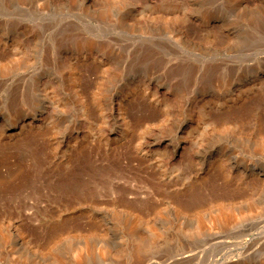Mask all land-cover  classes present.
Returning <instances> with one entry per match:
<instances>
[{
	"label": "rangeland",
	"instance_id": "obj_1",
	"mask_svg": "<svg viewBox=\"0 0 264 264\" xmlns=\"http://www.w3.org/2000/svg\"><path fill=\"white\" fill-rule=\"evenodd\" d=\"M252 80L255 86H249ZM38 86L51 90L49 123L0 139L10 164L31 172L20 187L0 188V218L18 220L29 246L20 249L0 222V264H264V0H0V114L34 111ZM71 86L83 87L90 103L95 93L102 100V114L96 112L89 125L92 134L88 127L78 130L83 139L74 133L83 122ZM20 93L25 102L13 103ZM103 100L114 101V112L122 103L129 111L132 125L125 134L115 136ZM177 101L187 103L184 112H176ZM159 103L190 115L195 133L179 139L176 156L167 147L162 159L172 164L166 174L137 148L172 137ZM62 139L69 146L56 154ZM214 148L221 155L209 163ZM83 149H91L93 163L104 168H94L84 188L96 191L97 176L110 165L121 167L115 181L146 210L142 224L109 205V189H83L106 204L102 222L76 211L90 202L73 200L76 186L64 176ZM203 159L208 162L202 165ZM217 162L228 164L219 168ZM0 171L7 174L5 166ZM198 197L200 207L182 208ZM106 222L103 229L96 225Z\"/></svg>",
	"mask_w": 264,
	"mask_h": 264
},
{
	"label": "bare ground",
	"instance_id": "obj_2",
	"mask_svg": "<svg viewBox=\"0 0 264 264\" xmlns=\"http://www.w3.org/2000/svg\"><path fill=\"white\" fill-rule=\"evenodd\" d=\"M85 41V40H84ZM87 44V43H86ZM82 46V45H81ZM85 46V45H84ZM93 48L95 47L94 45L92 46ZM97 48V47H96ZM84 49V48H83ZM97 50V49H96ZM98 51V50H97ZM86 55H87V53H86ZM95 56V55H94ZM102 56V55H101ZM98 57V56H97ZM94 59V58H93ZM101 60V59H100ZM99 61V60H98ZM255 81V80H254ZM253 80H252V82H250V84H249V86H255V84H257V82H254ZM243 86V85H242ZM248 86V85H247ZM40 86H38V88H39ZM88 87V86H87ZM127 87V86H126ZM134 87V86H133ZM146 87H148V86H146ZM36 88V87H35ZM71 88L73 89V92H74V96L75 97H77V99L79 100V102H80V106H81V108H80V110H81V116H82V122H83V126H79V127H77L78 129H77V131H74V133L76 134V136H79V132H78V130H80L81 128H85L86 127V129H87V127H88V129H89V133H88V135L90 136L91 134H92V128H94V127H92V126H89L90 124H91V120L92 119H94V114L97 112H99L98 113V115L100 114V112H102L101 111V109H100V106H102L101 104H100V102L102 101H100V102H98V100L100 99L99 97V99H96V94L97 93H95V95L93 96V97H91V99H92V103H90V101L88 100V97L87 96H85V95H83L84 93H83V87H81V86H71ZM109 88V87H108ZM121 88V87H120ZM135 88V87H134ZM117 89V88H116ZM21 90H22V88H21ZM53 90V89H52ZM86 90V89H85ZM130 90H132V89H130ZM114 90H112V92H113ZM17 92H19V91H17ZM22 92H23V90H22ZM21 92V93H22ZM41 94H40V93ZM39 92L37 93V94H40L39 95V97L41 96V101H40V104H39V106L37 107V108H35L34 109V111H29L30 109H28V111H24L23 112V110H20L19 108V110L20 111H17V113H15L14 115H7V114H5V113H3V114H0V122H3V124L1 125L2 127H0L3 131H1L2 133H4V134H0V139H2L3 137H5V135H6V133L7 132H9L10 134L11 133H17L18 135H19V133L20 132H22V129L24 128V127H33V126H35V127H41V126H43V128H44V125H46V124H48L49 123V121H50V118H51V109H50V103H51V90H50V88H48L47 86H41L40 88H39ZM117 92V91H116ZM20 93V96L19 97H16V98H13V100H12V102L13 103H15V104H18L19 102H21L22 103V100H24V97L26 98V96H23L22 94ZM54 94H55V92H53ZM61 93V92H60ZM94 93V92H93ZM92 93V94H93ZM154 93V92H153ZM15 94V93H14ZM14 94H13V96H14ZM91 94V93H90ZM109 94V93H108ZM119 94V93H118ZM117 94V95H118ZM122 94V93H121ZM125 94V93H124ZM156 93H154L153 94V97H154V95H155ZM17 95H19V94H17ZM65 95V94H64ZM111 95V94H110ZM116 95V94H115ZM152 95V94H151ZM112 96V95H111ZM121 96V95H120ZM54 97V96H53ZM105 97V96H104ZM113 97V96H112ZM122 97V96H121ZM120 97V98H121ZM115 98V97H114ZM113 98V99H114ZM118 98V97H117ZM123 98V97H122ZM155 98V97H154ZM11 99V98H10ZM27 99V98H26ZM155 99H157V97L155 98ZM39 100V99H38ZM107 101H109L108 99H107ZM106 101V103L104 102V100H103V102H104V104H106V106H108V105H110V107H109V113H108V115L109 116H111V118H109L110 119V121L109 122H113V124L112 125H110V126H113V130H114V132H115V136L117 137V136H120V135H123V134H125L129 129H130V126L132 125L131 123H132V121L130 120V118H129V116L130 115H128V112H126V110L122 107V105L124 106V104L122 103V105L121 106H118L117 108V111H115V112H117V115H114V101L113 102H111L110 101V103L109 102H107ZM115 101H117V100H115ZM119 101V100H118ZM123 101V100H122ZM186 101V100H185ZM184 101V102H185ZM12 102H10V103H12ZM24 102H25V100H24ZM98 102V103H97ZM158 102H159V100H158ZM178 102V101H177ZM183 102V101H182ZM182 102L180 101V102H178L179 104H174V107H175V109H176V112L177 111H179V110H182L183 108H185V106L187 105V103L185 104V103H183V104H185V106L182 104ZM187 102V101H186ZM109 103V104H108ZM157 103V102H156ZM20 104V103H19ZM25 104V103H24ZM160 104H162V103H159V105ZM22 105V104H21ZM51 105H52V103H51ZM100 105V106H99ZM120 105V104H119ZM196 105V104H195ZM8 106V105H7ZM169 106V105H168ZM10 107H11V105H10ZM17 107V106H16ZM21 107V106H20ZM159 107V109L162 111V112H164L163 114V117H165L164 119H163V121L166 123V124H168L169 123V126H170V128L168 129V130H170L171 129V131L173 132V134L171 135L172 137L171 138H169V139H163L162 138V140L161 139H158V138H161V137H156V138H151V140H148V141H145V142H142L141 144H138L139 145V147H137V145L135 146V147H137L138 148V150H139V152L140 151H146L145 153H147L148 155H150L149 156V158H152L153 159V162H156V165H157V167L159 166V170L162 172V174H166L167 173V168L169 169V171H170V169L171 168H169L168 166V164L167 163H171V161L170 160H168V161H163L164 159H162V158H164V156L166 155V151H167V147H170V150H171V152H172V155L173 156H176V154H177V146L179 145V139L180 138H185V137H187V136H189V135H193V130H194V128H193V118L189 115V116H186L187 114H177L176 112H174L173 113V110H175L174 108H173V110H171V109H169V108H167L166 106H164V105H160V106H158ZM183 107V108H182ZM196 107V106H195ZM199 107V106H198ZM15 107L13 106V109H14ZM105 108V107H104ZM127 108V107H126ZM201 108V107H200ZM203 108V107H202ZM201 108V109H202ZM102 109H103V106H102ZM140 109V108H139ZM197 109V108H196ZM199 109V108H198ZM200 109V110H201ZM98 110H100V111H98ZM188 110V109H187ZM204 110V109H203ZM16 111V110H15ZM14 111V112H15ZM183 112H184V110H182ZM181 111V112H182ZM189 111V110H188ZM13 112V113H14ZM182 112V113H183ZM205 112V111H204ZM134 113V112H133ZM178 113H180V112H178ZM102 114V113H101ZM100 114V115H101ZM105 114V113H104ZM175 114H177V115H175ZM97 115V116H98ZM133 117V116H132ZM153 117V116H152ZM100 118V117H99ZM156 118V117H155ZM98 119V118H97ZM111 119H112V121H111ZM195 119V118H194ZM107 120V119H106ZM139 120V119H138ZM155 120V119H154ZM161 120V119H160ZM94 121V120H93ZM104 121V120H103ZM108 121V120H107ZM141 121V120H140ZM95 122V121H94ZM105 122V121H104ZM135 123H136V121H134ZM162 122V121H161ZM135 123H133V124H135ZM143 123V122H142ZM163 123V122H162ZM161 123V124H162ZM103 124V123H102ZM106 124H108V122H106ZM148 124V123H147ZM153 124V123H152ZM157 124V123H156ZM159 124V123H158ZM82 125V124H81ZM96 125V124H95ZM99 125V124H98ZM97 125V126H98ZM100 125H101V123H100ZM109 125V124H108ZM146 125V124H145ZM155 125V124H154ZM160 125V124H159ZM148 126V125H147ZM99 127V126H98ZM138 127V126H137ZM141 127V126H140ZM152 127V126H151ZM154 127H156V126H154ZM168 127V126H167ZM80 128V129H79ZM110 128V127H109ZM139 128V127H138ZM142 128V127H141ZM140 128V129H141ZM164 129V128H163ZM196 129V128H195ZM81 130H83V129H81ZM99 130V129H98ZM101 130V129H100ZM107 130H109L110 131V129H107ZM137 130V129H136ZM160 130V129H159ZM166 130V129H165ZM109 131H107V132H109ZM134 131V130H133ZM196 131H198V130H196ZM100 132V131H99ZM138 132H140V131H138ZM193 132V133H192ZM85 133V132H84ZM97 133V132H96ZM137 133V132H136ZM153 133H155V132H153ZM101 134V133H100ZM195 134V133H194ZM12 135V134H11ZM81 135V134H80ZM102 135V134H101ZM169 135V136H170ZM197 135V134H196ZM8 136V135H7ZM86 136V135H85ZM100 136V135H99ZM154 136V135H153ZM168 136V135H167ZM72 137V136H71ZM81 139H83V136H79ZM101 137V140L103 141V139L105 140V141H109V138L107 137V135L105 136V134L103 135V139H102V136H100ZM113 137V136H112ZM189 137H191V136H189ZM189 137H187V138H189ZM195 137V136H194ZM17 138H15L13 141H12V143H15L17 140H16ZM76 139V138H75ZM124 139H126V138H124ZM1 141V140H0ZM35 141H36V139H35ZM65 141H66V139H65ZM65 141H64V139H62V140H60L59 141V143H62V145H60V146H57L56 147V150L57 151H55L56 152V154L58 153V150H60L62 147H63V145H65V144H68V143H65ZM84 141V140H83ZM83 141H81V142H83ZM90 141H92V140H90ZM104 141V142H105ZM18 142V141H17ZM30 143H31V140L29 141ZM37 142V141H36ZM69 142V141H68ZM99 142V141H98ZM107 142H105V143H107ZM165 142V144L163 145V143ZM27 143V142H26ZM29 143V144H30ZM34 143V142H33ZM32 143V144H33ZM64 143V144H63ZM40 144V143H39ZM109 144V143H108ZM108 144H107V146H108ZM42 145V144H41ZM47 145V144H46ZM81 145V144H80ZM90 145V144H89ZM26 146V145H25ZM68 146H69V144H68ZM67 146V147H68ZM28 147V146H27ZM26 147V148H27ZM36 147V146H35ZM84 147V146H83ZM96 147V146H95ZM99 147V146H98ZM25 148V147H24ZM30 148V147H29ZM34 148V147H33ZM105 148V147H104ZM213 148V147H212ZM63 149H64V147H63ZM62 149V150H63ZM94 149V148H93ZM211 149V148H210ZM209 149V153L207 154L208 156H207V160L209 161V163H211V160L212 159H214V157H216V154H220L221 155V153H219V152H217L218 151V149H216L217 151H214L215 150V148L214 149H212V150H210ZM41 150V149H40ZM22 151V150H21ZM48 151V150H47ZM65 152V151H64ZM92 152V150L90 149V151L89 150H85V149H83V151H76V154H75V158L73 159V161H74V163H73V171H71V172H69V173H67L65 176L67 177V178H65V176H64V179L66 180V183L68 182L67 180H69L71 183H72V185L74 184V186H73V188L75 189V193L76 192H78L77 194H76V196H75V199H73V200H76L77 198H82L83 200L82 201H85L86 202V200H84V199H87V200H89L88 202H90L89 204L87 203V205H85V206H80L79 207V209L77 208V210L76 211H81V213H87V214H90L91 216H94V217H97V218H100V217H102V215H101V213H102V209H104L105 207H106V204L105 203H103L104 201H99V200H96V198H97V196H96V198L93 196V195H90V194H92V192L93 193H96V194H98V192L99 191H97V189L99 190V188L100 189H102V192L104 193V191H108V189L110 190V192H111V194H112V196L110 197V198H108L107 199V201H108V203H109V205H111V206H113L115 209H118L120 212H122L123 214H126V215H131V216H134L135 215V217H136V221H134V222H137V224L136 225H138V223H141L142 224V217H141V214H142V212H144V211H146V210H144V211H142V209H141V204L140 205H138V204H135L136 202H133L132 200H130V199H128V197H127V193H129V190H128V188L126 187V185H124L123 183L122 184H120L118 181H115V179L118 177V179H119V177H121L122 175H123V171L121 170V167H118L117 168V166L115 167V166H112V165H110L111 167H108V168H106V171H105V173H102V175H100V176H97V177H100L99 179H97L96 181L97 182H99V188H96L95 186H94V188H96V191H95V189H92V187H91V189L89 190L88 188V190L90 191V194H88V190L86 189V188H84V186H86L88 183H89V185H91L90 184V182H91V179L96 175V171H95V169L94 168H96V167H98V166H96L94 163H93V160L95 159H93L92 157H94V155L91 153ZM105 152V151H104ZM128 152V151H127ZM199 152V151H198ZM0 153H3V152H1L0 151ZM17 153V152H16ZM32 153V152H31ZM36 153V152H35ZM47 153V152H46ZM95 153V152H94ZM18 154V153H17ZM19 154H21V153H19ZM64 154V153H63ZM69 154V153H68ZM73 154V155H74ZM103 154V153H102ZM110 154V153H109ZM121 154V153H120ZM225 154V153H224ZM1 155V154H0ZM10 155V154H9ZM36 155V154H35ZM91 155H93V156H91ZM106 155V154H105ZM122 155V154H121ZM205 155V154H204ZM16 156V155H15ZM19 156V155H18ZM55 156V155H54ZM57 156V155H56ZM61 156V158L63 159L64 157H66V156H63L62 157V154L60 155ZM60 156H58V157H60ZM197 155H195V157H196ZM203 156V155H202ZM201 156V157H202ZM8 157V153L7 152H5L4 151V153H3V155H1L0 156V167H2V166H5L6 167V175H4L1 171H0V188H11V189H13V188H16L18 185V187H20V185H22L25 181H31L30 180V173L25 169V168H23L22 167V165L21 164H19V163H14V165H13V162H11L12 163V165L10 164V162L8 161V159L9 158H7ZM20 157H21V155H20ZM73 157V156H72ZM108 157H110V156H108ZM188 155H185V157H183L182 158V163H185L186 164V162H188L187 160H188ZM200 157V156H199ZM199 157H198V159H199ZM200 157V158H201ZM206 157V156H205ZM57 158V157H56ZM68 158V157H67ZM100 158H102V157H100ZM194 158V157H193ZM66 159V158H65ZM69 159H71V158H69ZM93 159V160H92ZM105 159V158H104ZM113 159V158H112ZM152 159H150V160H152ZM202 159V158H201ZM217 159V158H216ZM35 160V159H34ZM119 160V159H118ZM206 159H203L202 160V165L204 164V163H206V162H208ZM219 160V159H218ZM36 161V160H35ZM105 161V160H104ZM116 161V160H115ZM191 161V160H190ZM195 161H196V163H197V158L195 159ZM217 161V160H216ZM18 162V161H17ZM69 162V161H68ZM95 162H96V160H95ZM121 162V161H120ZM119 162V163H120ZM192 162V161H191ZM229 162V161H228ZM231 162V161H230ZM100 163V162H99ZM98 163V164H99ZM118 163V164H119ZM123 163V162H122ZM152 163V162H151ZM221 163V162H220ZM224 163V162H223ZM35 164V163H34ZM34 164H32V166L34 165ZM71 164H72V162H71ZM71 164H70V166H71ZM97 164V165H98ZM117 164V165H118ZM126 164V163H125ZM172 164V163H171ZM198 165L200 164V163H197ZM217 164L218 165H216L217 167L219 166V168L220 167H222L223 168V165H224V167H227V166H225V164L227 165L228 163H225V164H219L218 162H217ZM95 165V167H93ZM106 165V164H105ZM168 165V166H167ZM191 165V164H190ZM193 165V164H192ZM191 165V166H192ZM102 166H104V165H102ZM125 166V165H124ZM199 166H201V164L199 165ZM25 167V166H24ZM188 167V166H187ZM203 167V166H202ZM230 167V166H229ZM34 168V167H33ZM99 168V170H102V169H104V168H102V169H100V167H98ZM98 168H96V169H98ZM129 168V167H128ZM177 169V168H176ZM175 169V170H176ZM198 169H200V168H198ZM34 170V169H33ZM125 170V169H124ZM172 170H173V167H172ZM225 170V169H224ZM35 171V170H34ZM34 171H32V172H34ZM68 171H70V170H68ZM67 171V172H68ZM127 171V170H126ZM130 171V170H129ZM182 171V170H181ZM201 171V170H200ZM216 171V170H215ZM222 171V170H221ZM100 171H98V173H99ZM217 172V171H216ZM218 172H220V171H218ZM225 172V171H224ZM171 173V172H170ZM222 173H223V171H222ZM226 173V172H225ZM32 175V174H31ZM125 175V174H124ZM223 175H224V173H223ZM225 175H227V174H225ZM127 176V175H126ZM126 176H125V178H126ZM243 176V175H242ZM96 177V178H97ZM185 177V176H184ZM13 178V179H12ZM123 178V177H122ZM130 178V177H129ZM95 179V178H94ZM124 179V178H123ZM127 179V178H126ZM126 179H124V180H126ZM151 179V178H150ZM99 180V181H98ZM100 180H101V182H100ZM117 180V179H116ZM123 180V181H124ZM17 181V182H16ZM95 181V180H94ZM121 181V180H120ZM150 181V180H149ZM70 182H68V184L70 183ZM129 182V181H128ZM127 182V180H126V182H125V184L126 183H128ZM64 183V182H63ZM92 183V182H91ZM95 183V182H94ZM71 185V186H72ZM94 185V184H93ZM129 185H131V184H129ZM154 185V184H153ZM65 186V185H64ZM69 186V185H68ZM88 186V185H87ZM214 186V185H213ZM66 187H67V184H66ZM159 187V186H158ZM158 187H157V189H158ZM131 188H132V186H131ZM192 188V187H191ZM67 189V188H66ZM70 189H71V187H70ZM74 189H72V190H74ZM83 189H85V190H87L88 192H85V190L83 191ZM135 189V188H134ZM72 190H70V191H72ZM186 190H189V189H186ZM69 191V192H70ZM141 191V190H140ZM161 191V190H160ZM191 191V190H190ZM101 192V191H100ZM134 192V191H133ZM187 192V191H186ZM189 192V191H188ZM194 192V191H193ZM71 193V192H70ZM74 193V194H75ZM109 193V192H108ZM196 193V192H195ZM194 193V194H195ZM107 194V193H106ZM187 194V193H186ZM72 194H70V196H71ZM108 195H110V194H108ZM135 195V194H134ZM199 195V194H198ZM201 195V194H200ZM92 196H93V198L94 199H88V198H92ZM105 196V195H104ZM107 196V195H106ZM194 196V195H193ZM195 196H197V194L195 195ZM178 197V196H177ZM73 198V197H72ZM99 198V197H98ZM107 198V197H106ZM69 199H70V197H69ZM71 200V199H70ZM81 200V199H80ZM80 200H77V202H80ZM103 200V199H102ZM199 200H201V199H199V197L198 198H194L193 200L191 199L189 202L188 201H185V203L183 204V209H185V210H187V212H188V210H195V208H198V206L200 207V204H202V203H198V202H202V201H199ZM106 201V202H107ZM73 202V201H72ZM141 203H144L143 201L141 202ZM71 204V203H70ZM73 205V204H72ZM147 205V204H146ZM145 204H144V206H146ZM152 205V204H151ZM155 205V204H154ZM140 208H139V207ZM157 207V206H156ZM170 207V206H169ZM112 208V207H111ZM155 208V207H154ZM153 208V209H154ZM75 209V208H74ZM106 209H108V208H106ZM150 209H152V208H150ZM71 211V210H70ZM74 211V210H73ZM117 211V210H116ZM149 211V210H148ZM151 211V210H150ZM149 211V212H150ZM157 211V210H156ZM155 211V212H156ZM107 212V211H106ZM119 212V213H120ZM148 212V213H149ZM110 213H113V212H111L110 211ZM121 213V214H122ZM86 214V215H87ZM102 214H104V213H102ZM144 214H145V212H144ZM147 214V213H146ZM101 215V216H100ZM114 215H116L115 214V211H114ZM143 215V214H142ZM80 216V215H79ZM111 216V215H110ZM130 216V217H131ZM93 217V218H94ZM107 217V216H106ZM114 217V216H113ZM118 217H121V216H119L118 215ZM126 217V216H125ZM155 217V216H154ZM157 217V216H156ZM110 218V217H109ZM122 218V217H121ZM127 218V217H126ZM144 218V217H143ZM184 218V217H183ZM117 219V218H116ZM115 219V220H116ZM124 219V218H123ZM101 222L103 221L101 218L99 219ZM114 220V221H115ZM158 221H159V218L157 219ZM94 221V220H93ZM98 221V220H97ZM106 221V220H105ZM118 221V220H117ZM144 221H145V219H144ZM156 221V220H155ZM0 222L1 223H7L8 224V229H10L11 231H12V239L14 240V243H16L17 245H18V247L20 248V249H24V247L25 246H27V248L29 249V246H28V243L26 242V239H25V237L24 236H22L21 235V233H20V231H19V229H18V226H17V222H18V220H11V219H7V218H0ZM90 222V221H89ZM116 222V221H115ZM133 222V223H134ZM107 223V222H106ZM104 224V223H101V225L99 226L97 223H96V225H97V227L98 228H106V227H108V223L107 224ZM90 224V223H89ZM113 224V223H112ZM131 224H132V222H131ZM131 224H130V226H131ZM79 225V224H78ZM91 225V224H90ZM93 225H95V224H93ZM93 225H92V227H93ZM96 225H95V227H96ZM118 225V224H117ZM113 226V225H112ZM139 226V225H138ZM141 226V225H140ZM80 227V226H79ZM95 228V230L96 229H98V228ZM82 228V227H81ZM112 228V227H111ZM132 228V227H131ZM139 228V227H138ZM75 229V228H74ZM84 229V228H83ZM86 229H88V228H86ZM93 229H94V227H93ZM114 229V228H113ZM80 229L78 228V231H79ZM90 230V229H89ZM111 230V229H110ZM137 230V229H136ZM136 230H134V231H136ZM146 230V229H145ZM144 230V231H145ZM91 231H92V228H91ZM143 231V230H142ZM149 231V230H148ZM102 232V231H101ZM108 232V231H107ZM137 233V232H136ZM138 233H139V231H138ZM137 233V234H138ZM145 233V232H144ZM143 234V233H142ZM150 234V233H149ZM153 234V233H152ZM155 234V233H154ZM132 235V234H131ZM134 235V234H133ZM151 236V235H150ZM153 236V235H152ZM156 236H157V234H156ZM133 237V236H132ZM160 237V236H159ZM140 237H137V242L139 241V244H137V245H140L141 244V246H143L142 244H144V241H143V239L141 240V239H139ZM148 238V237H147ZM152 238V237H151ZM154 238H155V236H154ZM136 239V238H135ZM134 239V240H135ZM148 239H150V238H148ZM145 241H148V240H145ZM146 243V242H145ZM149 243V242H148ZM146 245V244H145ZM148 246V245H147ZM140 247V246H139ZM138 248V247H137ZM31 250V249H30ZM34 251H35V253H37L38 252V249L37 248H35V249H33Z\"/></svg>",
	"mask_w": 264,
	"mask_h": 264
}]
</instances>
